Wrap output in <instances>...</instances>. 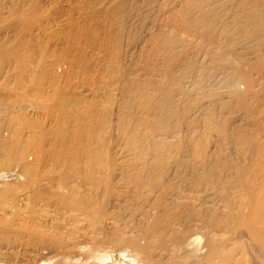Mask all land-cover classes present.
I'll return each instance as SVG.
<instances>
[{
  "label": "bare ground",
  "instance_id": "1",
  "mask_svg": "<svg viewBox=\"0 0 264 264\" xmlns=\"http://www.w3.org/2000/svg\"><path fill=\"white\" fill-rule=\"evenodd\" d=\"M134 1L69 0L66 3L74 6L75 10L70 6V13L67 8L70 14L66 16L65 10L64 23L60 20L62 23L57 24L55 19H48L51 12L38 0H0V82L5 87L3 90L0 88V96L9 98L12 105L8 106L5 97H1L5 102L0 103V111L10 108L14 114V111L36 113V110L44 109L58 125L48 145L42 143V148L46 149L35 164L23 162L21 151L14 147L16 145L8 149L9 157L22 161L19 168L0 171V264H48L54 262V258L64 262H76L83 258L96 264L107 258L108 250H116L120 255L127 253L132 258L143 253L142 261L138 260L142 264H264V171H261L264 163L261 162V165L259 162L261 168L258 166L263 175H257L254 164L258 165V161L255 162L252 157L254 154L258 159V147H261L259 150L264 149V102L262 98L259 100L260 94H255L253 82L256 81L240 72L248 91L246 95L233 98L239 109H243V114L234 120L233 126H228L229 123H225L219 115L210 117L209 112L205 114L206 126L203 128L206 133L195 137L196 130L183 131L185 135L181 136L182 132L176 127L184 124L183 110L177 111V116L175 110L171 111L174 117L164 113L170 111L169 107L175 102L182 105L183 98L190 99L192 94L189 92L197 88L199 80L195 77L193 81L190 75L187 76L189 60H181L169 73L166 71V78L171 81L170 87L175 88V95H172L173 91L171 94L170 91L164 92L169 86L164 91L161 89V100L155 102L159 103L158 107L151 108L153 96L151 88H148L149 78L146 77L147 81L143 78L144 73L140 75L133 68L134 75L133 70L129 72L123 65L126 60L131 65L135 62V58L131 57L136 47L131 50L133 53H129L130 50L127 52L121 46L123 34H127L131 27ZM190 1H173L174 16L177 17L175 21L178 19L182 28L179 31L196 27L201 30L204 43L209 45L210 37H216L211 36L213 31L210 32V0ZM78 7L82 13L78 12ZM242 19L245 25L253 27L256 18L255 15L246 14L241 16ZM171 26L166 30L172 33L170 30L174 28ZM169 41L170 44L174 43L173 39ZM198 55H195L197 63L202 59ZM57 56L65 60L68 66L64 82L59 80L62 76L54 78L52 65L55 63L53 58ZM58 57L56 60L59 62ZM147 66L143 71L148 69ZM51 67L52 76L47 73ZM34 68L42 70L35 71ZM201 69L205 70L203 67ZM118 72L121 73L117 75ZM39 73L52 77L41 76L40 82H44V78L50 80V86L45 85L49 86L46 89L43 83L33 81L39 78ZM77 76L85 78V85L89 89L80 93L77 91L78 88L71 82ZM117 76L122 77L124 82L120 79L117 82ZM14 78L18 87H13L12 91L6 87V83ZM30 78L33 79L32 83H37V86L32 83L30 86H36V90L32 89L36 94L31 88L28 89L29 86L25 88L30 95L39 98V94L43 101L50 100L46 101L48 104H38L35 97L33 100L37 104L29 102L32 95L23 89V84L26 85ZM107 78L112 79L110 84L105 83ZM128 81L132 83L130 88L125 86ZM170 81L166 84L171 85ZM120 82L122 87L117 85ZM10 84L13 86L15 82L11 81ZM2 85L0 83V87ZM123 86L132 94L131 106L134 111L132 114L129 111L128 115L120 114L123 116L121 118L118 108L113 113L109 106L112 105L110 99L114 101L112 98L117 96L116 90L120 91ZM118 97L121 98L120 95ZM12 98L15 100L13 103ZM249 98L256 102L253 107L248 104ZM227 104L230 103L227 101ZM206 106L199 107L200 111L206 109L207 112L209 105ZM117 107L120 108L119 105ZM156 107L169 109L160 114L157 110L152 113L151 109ZM112 116H115V121H112ZM245 117H251L252 126L260 129L261 134L256 132L260 135L257 140L253 138L256 135L252 134L256 130L245 132V126H250L249 122L243 123L248 121L244 120ZM114 122L125 139L122 138L121 142L122 152L117 149L121 153L112 157L116 154H109L105 144L109 138L112 139L109 131ZM232 127L237 131L243 130L238 136L235 134L237 139L231 135ZM210 129L214 133L211 141ZM103 133L106 137L101 136ZM259 137L263 144H255L260 142ZM92 142L98 143L97 150H90ZM261 156L264 157V153ZM184 183H189V186ZM62 231L71 236L76 233L79 238L76 237L75 243L67 246L64 253H58L54 250V235L57 237ZM139 239L146 242L147 247L140 248ZM197 240L200 244L195 243ZM151 246L154 247L152 254L150 251V254H146V248L151 249Z\"/></svg>",
  "mask_w": 264,
  "mask_h": 264
},
{
  "label": "rangeland",
  "instance_id": "2",
  "mask_svg": "<svg viewBox=\"0 0 264 264\" xmlns=\"http://www.w3.org/2000/svg\"><path fill=\"white\" fill-rule=\"evenodd\" d=\"M38 1H39V3L41 2L40 4L44 5L45 8H47L46 9L47 11L51 12V13L48 12L49 13L48 15L50 17L48 19H50L52 21H53V19H55L54 21H56L57 24L62 23L63 17H65V14H67L66 16H68L71 13V11L69 10V8L72 7L71 4L70 3H66L69 0H67V1L66 0H38ZM135 1H136V3H134L135 4L134 5V8L135 9H134V12L131 15L132 16L131 23H130L131 24V27L129 28V31L126 30V33L128 31L127 34H125V33L123 34L124 36H123V40H122V43H121L122 44L121 45L122 48L124 47L123 49L127 50V52H129L128 50L131 51L133 48L136 47V51L133 50L134 53L132 51L129 52V53H133V55L131 54L132 55L131 58H135L134 59L135 62H133L134 65L133 64L131 65L128 62V60L125 59L126 62H123V65H125V69L127 71L130 72V70H133V71H131L133 73L134 72V69H136V70H138L137 71L138 74L141 75V74L144 73L143 74L144 75L143 78H145V79L149 78V81H150L149 82L150 83L149 85L150 86L148 88H151V92H152L151 93V96H153V97H151V99H152V102L150 103L151 108H155V106L158 107V104L159 103L156 104L155 102H159V100H161V98H160L161 97V95H160L161 89H162V91H164L163 89H166L167 86H169V87L171 86L172 87L171 81L169 79L167 80V78H168L167 76H168L169 71H171L174 68L175 65L177 66V64H179L181 60H184L185 62L189 60L188 63H189L190 66L188 65L189 66L188 67V71H190L191 74H190V72L187 71L186 72V73H188L187 76L190 75V79L193 80V81H195L194 80L195 77H196V79L199 80V81L196 80V81H198V83H197L198 86H196L197 88L196 89L194 88L193 89L194 91L192 90V91L189 92L190 94H192V95L189 94L190 97H191L190 98L191 100L190 99L187 100V98L186 99L183 98L185 100V101L182 100V105L183 106L180 103H178V102L176 103L175 102L173 104V106L171 105L169 107L170 108V111L167 110V109H169L167 107V108L164 109V110H167V111L165 113L163 112L164 114H168L169 113V115H171V117H174L173 116V115H175L174 113H176L175 116H177V113H179V112H181L183 110L182 112H184L183 113L184 114V124H183V126H177L176 127V129H180V132H182L181 133L182 134L181 136H184L185 135V133H183V131L192 132V131L196 130V132L194 131L196 133V135H194L195 137L197 135L198 136L201 135L202 132L206 133L204 131V129H205L204 127L206 126L205 114H207L209 112H210V117H213L212 116L213 114H214V116H216V115L217 116L218 115L221 116L222 119L225 121V123H229L227 125L230 126V127H231V125L233 126L235 124L236 121H234V120H236L237 118H240L238 116H241V114H243V109L240 110L239 109L240 108L239 105H236V101H234V100L239 95L240 96L246 95V93L248 91V89H247V83L244 82V79L241 78L242 75L240 74V72H242L245 75L250 76V78H252L254 81H256V82H253L254 88H255L254 89L255 94L256 93H257V95L260 94L261 97L258 96L259 97V100L262 98L263 101L262 100L261 101L264 102V66H263L264 65V0H215V1L214 0H210V15L207 14L206 19H207L208 15H209V19H211V20H209V19L208 20L210 21V24H212V25H210V27L212 26L211 27L212 29H210V32L213 31L212 34H211V36H213V35L216 36L215 37L216 39L213 38L214 36L213 37H210V43H209L210 46L207 45L206 43H204V39H203L204 36L202 35L201 30L198 29V28H196V27L195 28L194 27L188 28V30L185 29L182 32L179 31L182 28L179 27L180 25H179L178 19L175 21V19L177 17L174 16V6H175V3L173 4V1L174 0H170V1H168V0H135ZM164 1H166V2H164ZM192 1H190V2H192ZM211 2H213V3H211ZM78 4L76 6H78ZM80 7L82 8L83 6L80 5ZM80 7H78L79 10L81 9ZM67 8H68V11H70V13L67 11ZM72 8L75 10V7L74 6ZM65 10H66V12H65ZM63 12H65L64 15H63ZM78 12L79 13H82L81 10L78 11ZM246 14L247 15H250V14L255 15V18L256 19H255V24L253 25V27L252 26H249L248 24L245 25L246 23L243 22L245 20L242 19V21H241V16H246ZM59 15H60V18L61 19H59ZM56 18L59 21L56 20ZM60 20H62V21H60ZM63 23H64V21H63ZM171 25L174 28L173 30H170V31H172L173 34L168 31L169 30L168 28H170ZM246 26H248V27H246ZM53 27L54 26H52V28ZM242 27H244V28H242ZM161 28H163V29H161ZM245 28H248V29L245 30ZM166 29H168V30H166ZM242 29H244V30H242ZM239 30L242 31V32H240ZM174 31H175L176 35H174L175 34ZM157 34H159L161 36H159ZM242 34H244L245 36H242ZM165 36H167V37H165ZM240 36H242V37H240ZM164 37L166 38V40H165ZM163 38H164V41H166L167 43H165L164 41H162ZM169 39H173L174 40V43L172 42L170 44ZM146 40H148V41H146ZM240 40H242V41H240ZM187 41H189V42H187ZM155 42H157V43H155ZM165 44H167V46L170 47V48H168L167 46H164ZM171 45H173L174 47L171 46ZM162 46H163V48H162ZM159 49H161V50H159ZM162 49H164V50H162ZM171 50H173V51L171 52ZM168 51H169V53H168ZM186 53H188V54H186ZM195 55H198L197 57L200 56L202 58L201 61H200L201 63L200 62H198V63L195 62L196 61V56ZM203 55H205V56H203ZM57 57H54L53 58L54 60L52 59L53 62L56 63V65H55V63H54V65H52V67H54L53 68L54 73L52 71V67H51V70H50L52 72L49 71L47 73H50V74L53 73L54 74V78L56 76H58V77L59 76H62V78L59 77V80L61 79L64 82L65 81L64 74H67L68 66H67L65 60L63 61L60 58L62 60V62H61V60L58 57L59 62H61L59 64V62L56 60ZM205 58L207 60H205ZM136 59H137V61H136ZM202 61H204L205 63L202 62ZM49 62L51 63V60ZM205 64L208 65V68H207V66ZM144 66H147L149 70L148 69H145L146 72H144L145 71V70L143 71ZM202 67L206 70V72H205V70L201 69ZM66 68H67V70H66ZM38 69H35V71L36 70H38V71L42 70L40 68H38ZM198 70H200V71L198 72ZM201 70H203L202 71L203 75L201 74ZM235 70H237V71H235ZM196 72H198V73H196ZM119 73H121V72H118L117 75H119ZM147 73H149L150 77H149V75L147 76ZM40 74L41 73H39V75ZM50 74L49 75L48 74H45L44 76H42V74L40 76L38 75L39 78H37V79L39 81H37V79L35 81V79L33 80V79L30 78V81H29L30 83L27 82L26 85L23 84V89L26 86H27V88L29 86L28 89L31 88L30 87L31 86V83H32L31 80H33L34 82H40V79L42 77H45L46 75H48V76H46L48 79H52L51 76L53 74H51V76H50ZM133 74L136 75L135 72ZM205 74H207L209 76H207ZM35 76H37V75H35ZM35 76H33L32 78H36ZM58 77L56 79H58ZM255 77H257V78H255ZM47 78H44V82L48 80ZM63 78H64V80H63ZM163 78H165L166 81H164L165 79H163ZM84 79L85 78H82V76H77V79L75 77L73 79V81H71L72 84L74 83L76 85V87L78 88L77 89L78 92L79 91L80 92H83L85 89H89V86H86L87 83H85L87 81L84 80ZM107 79H106L107 82L105 81V83L110 84V81L112 79L111 80H110V78H107ZM119 79L121 80V82L122 81L124 82V79L122 77L119 78L117 76L116 77L117 82L119 81ZM15 80H16V78H14L13 80H11L12 83L15 82V85L13 84V86H12V84H10L11 81H9V82L6 83V87L9 88V90L10 89L12 90L13 87L14 88L15 87L16 88L18 87V84H16L17 82ZM130 81H128L129 82V85H127L128 82H126V84L124 83L126 87L129 86V88H130V84H132ZM147 81H148V79H147ZM169 81H170V84L171 85L166 84L167 82L169 83ZM216 81H218V82H216ZM34 82L32 83V85L36 84V86H37V83H34ZM44 82L41 81L40 83L41 84L43 83L44 86L45 85H48V84L50 86V83H48V82H50V80L47 81V84H46V82L45 83ZM0 83H1V85L3 84V82H0ZM120 83H117V85L120 86V87H122V83L121 84ZM41 84H39V85L41 86ZM163 84H165V85H163ZM9 85H11L12 87H10ZM39 85H38V87H40ZM230 85H231V87H229ZM36 86H34L33 88H35ZM49 86H45V89L47 87H49ZM118 86L115 85L114 87H118ZM38 87H37V89H38ZM41 87H43V85ZM169 87H167L168 88V89H166L167 91H164V92L170 91V94H171V92L173 91V93H174L175 88L173 89V88H171V87L169 88ZM0 88L3 90L5 87L3 88V85H2ZM27 88H25L24 90L25 91L28 90ZM33 88H31L30 90H32ZM124 89H125V87L123 86V88L120 91L117 92V90H116L115 93L117 94V96H115L114 98H112V99H114V101H116V103H114V101L110 99V102L112 103V105L110 104V106H109V108L112 109V111H114L113 113H116V111H117L116 109L118 108V115L121 118H123V116H121L120 114H122V115H126L127 114L128 115L129 111H130V114H132V112L134 111V107L131 106V103H132V101H131L132 100V94L129 92V90L127 91L125 89L126 90L125 91ZM34 90H36V88ZM157 90L159 91L158 93H156ZM195 90H198V91H195ZM162 91H161V93H163ZM231 91H232V93H231ZM27 92H29V90ZM124 92H126L127 94H125ZM34 93L36 94V92H34ZM123 93H124V95H123ZM28 94L30 95V92ZM31 95H30L31 98H29V100L30 99L31 100L30 101L27 100V101H29V102L32 101L31 103L34 102V104H37L33 100L34 97H35L34 99L36 100V102L38 101V104H41L42 103L43 105H45V104H48L46 101H50V100H46L45 99L44 100L45 102H44L43 101V97L41 98V96H39V94H37L39 98H37V96H35L34 94H31ZM118 95H120L121 98L118 97ZM172 95H175V93L172 94ZM127 96H129V97L127 98ZM1 97L2 96H0V103L1 102L3 103L4 100L5 101L7 100L6 103L8 104V106L11 105V104H9L11 100H9L8 97H7L8 99H6V97L3 96L2 99H4V97H5L4 100H1ZM122 97L123 98L125 97L124 100H120V99H122ZM117 98H119V99L117 100ZM233 98H235V99H233ZM251 98H254V97H251ZM39 99L41 101H39ZM119 100L120 101H123V103L125 105H123V103H121ZM195 100H197V101H195ZM254 100H255V98H254ZM254 100L252 101V99L249 98L248 104L251 105V106L252 105H255L256 102H254ZM227 101L230 104H227ZM232 101H234V102H232ZM13 102H15V100H13V98H12V102L11 103H13ZM193 102L194 103L196 102V103L194 104ZM250 102H252V103H250ZM117 103H119V104H117ZM114 104L115 105L116 104L119 105L120 108L117 107V105L115 106ZM175 104H178L177 107H174ZM113 105H114V107H113ZM203 105H207V106L209 105L208 107L206 106L207 107V112H206V109H202L200 111V109L202 108ZM234 105H236V106H234ZM232 106H233V108H232ZM157 107H156V109H151L152 110V113L154 112L153 110L159 111V114H160L161 111H164V110H161V108L160 109H157ZM171 107L176 108V109H171ZM199 107H201V108H199ZM123 108L126 109L127 111L124 110ZM193 109H194V111H193ZM231 109H233V110H231ZM9 110H7L8 112L6 110L0 111V171H1V169H2V171L4 169H5L4 171H7V170L9 171V170H14L17 167L19 168V166L21 164L20 161H22L23 159L25 160V161L23 160V162H26V163L28 162V164H30V163H32V164L34 163L35 164V160L37 161L40 158H42V156H43L42 153L44 152V149H46V148H44V149L42 148V143H43L44 146H47L48 143L50 142V139H53L54 138V133L53 132L54 131L56 132V129L58 127L57 123L53 122L54 118L49 115V117H51V119H50L48 117L47 112L46 111H45L46 113L44 112V109H42L43 111L38 109V110H36V113H32V112H28V111L27 112L26 111H22V112H18V111L15 112L14 111V114H13V110L12 109L9 108ZM179 110H181V111H179ZM39 111L42 112V113H40ZM121 111H123V113ZM124 111H126V112H124ZM157 111H155V114L157 113ZM171 111H174V113L171 112ZM177 111H179V112H177ZM240 111H241V113H240ZM3 112H5V113H3ZM38 112H39V114H38ZM170 112L172 114H170ZM218 113H221V114H218ZM225 113L227 115H225ZM9 114H10V116H9ZM15 114H17L19 118ZM45 114H47V115H45ZM186 115H188V117ZM13 116L15 118H13ZM6 117H8V118H6ZM114 117L112 116V121H115L116 118H114ZM3 118H4V120H3ZM170 119H173V118H170ZM247 119H248V117L246 119H244V120H247ZM51 120H52V122H50ZM252 120L253 119L251 117H249L248 121H246V122L243 121V123H248L249 122L248 125H250L248 127L245 126V128H246L245 129V132L252 133L253 131L256 130L252 134H255L257 136V137L256 136L253 137L255 140H257L256 138H258V136H260V135L259 134H256V132L259 131V133H260L261 131H260V129L252 126V124H251V123H253ZM185 121H186V123H185ZM112 125H113L112 126L113 129L111 128L110 131H109V134L110 133L112 134V136H109V137H112V139L109 138V137H107V138H109L108 139L109 141L107 140L105 145L108 147V153L110 152L109 154H111V155L116 154V155H113L112 156V157H115V156H117L118 152H120V151L122 152V148L123 147H122V143L121 142H123V139H125L124 138L125 135H124V137L122 136L123 134L120 135L122 132H120L119 129L116 127L117 124L115 122ZM193 128H195V129H193ZM176 131L178 132V130H176ZM31 132H32V134H31ZM35 132H36V134H35ZM210 132H211V134H210V137H211L210 138V141H211L213 131L210 129ZM240 132L243 133V130L237 131V130L233 129V127H232L231 135L233 137L235 136V134L238 136V134H240ZM33 135L35 137L32 138ZM103 135H104V133L101 134V136H103ZM104 136L106 137V135H104ZM237 136H235L234 139L235 138L237 139ZM252 136H254V135H252ZM221 137L222 136L220 134V137L219 138L221 139ZM259 138L260 139H258V140H260V142L259 143H256L255 140H254L255 144H258V145L261 144V143L263 144V142H261V140H262L261 137H259ZM107 142H108V144H107ZM119 143H121V144H119ZM5 145H6V148H5ZM14 145H16V146H14ZM97 145H98V143H97ZM97 145L94 144V142H92V144H91L92 149H90V150H97L98 149V146ZM120 145H121V147H120ZM11 146L16 147L19 152L21 151V153H22V158L21 159L22 160H19V159L17 160V159H13V158L9 157L10 154H9V150L8 149ZM106 146L104 148H107ZM109 146H110V149L111 150L109 149ZM117 146H119V147H117ZM256 146H255V148H256ZM4 148L7 149V150H5ZM20 148H22V149H20ZM258 148L261 149V147H258ZM37 149H39V150H37ZM117 149H121V150L118 151ZM259 149H258V151H260V152L256 151L257 154L255 153L256 156H259L258 159H257V157H255L254 154L252 156L254 158V160H256L255 162L258 161L257 162L258 165L254 164V166H257V167L254 168L255 173L258 172L257 175H260V173H261L260 170L261 169H262L261 171H264L263 170L264 169V166H262V168L260 167L262 165V163H264L263 162L264 157L263 156L260 157V155H263L264 151H263V153L261 151L264 150V149H262V150H259ZM38 157H39V159H38ZM9 159H11V160H9ZM1 161H3V162H1ZM4 162H5V165H2V164H4ZM9 162H10V164H9ZM259 162H260L261 165H259ZM16 163H17V165H16ZM258 166L261 169L258 168ZM181 169L182 168H180V170ZM257 169L259 171H256ZM262 173L264 174V172H262ZM262 173H261V175H263ZM177 175L179 176V172L177 173ZM184 184H185V186H189L188 185L189 183L188 184L187 183H184ZM116 226H119V225H116ZM65 233H66L65 231H62L60 235H57V237L54 235V242H56V243H54V246H55L54 247V250H56L58 253H64L66 251L65 248L67 249V246H70L71 244L75 243V241L77 240V238H79V235H78V237H77V235H75L76 233L75 234L73 233L74 234V235L72 234L73 236H71V235H69L67 233L65 234ZM59 238H61V240ZM68 239H70V240H68ZM139 240H141V239H139ZM59 241H61V242L59 243ZM198 241L199 240H197V242L195 241V243L198 244L199 243ZM138 245L142 249H143V247H147L146 246L147 245L146 242L144 243V241L142 242V240L141 241H138ZM149 247L146 248L147 249L146 254L149 251L151 252V254L153 252L152 249L154 247L151 246L152 247L151 249ZM110 251L111 252H109V250L107 251L108 252V256H107V258L105 260H102V261H99V262L97 261L96 264H142L140 261L138 262V260L143 259V256H144L143 253H140L139 252L142 255H140V254H137L136 255L137 256L136 258H138L137 261H136V258H132L131 256H128L129 254H127V253L120 255V253L117 252L116 250H110ZM150 252L148 254H150ZM138 255H140V256H138ZM55 259H57V258H54V262H52V263L49 262L48 264H57V263L58 264H60V263L61 264H67V263L68 264H86V263L89 262L87 260H84L83 258L79 259L76 262H74L73 260H69V261L64 262L63 260H59V259L55 260ZM133 259H135V260H133ZM70 261H72V262H70ZM88 264H91V261Z\"/></svg>",
  "mask_w": 264,
  "mask_h": 264
}]
</instances>
